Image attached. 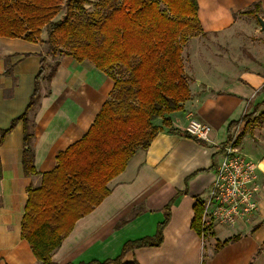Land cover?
<instances>
[{
  "label": "crops",
  "instance_id": "1",
  "mask_svg": "<svg viewBox=\"0 0 264 264\" xmlns=\"http://www.w3.org/2000/svg\"><path fill=\"white\" fill-rule=\"evenodd\" d=\"M197 2L204 35L222 34L224 30L230 37L241 34L239 28L233 27L247 16L240 11L254 2L260 3L258 15L264 13V0ZM252 30L243 34L247 42L264 43V37ZM252 35L257 40L248 38ZM46 41V27L37 41L0 35V129L7 128L24 111L40 61L45 58L46 67L49 60ZM219 48L212 50L221 55ZM240 48V55L247 52L248 62L239 64L227 59L228 55L225 60L211 62L205 56L208 63L190 65V69L195 68L191 73L186 72L181 55L190 95L180 109L165 116L172 127L184 130L189 114H193L211 126L210 140L200 142L170 132L162 117L156 118L154 124L162 129L147 147L135 148L123 170L106 183L109 193L74 222L52 252L53 264L116 256L126 240L152 235L169 203L161 244L130 249L122 262L136 259L139 264H264V116H258L251 126L242 121L234 128L236 144L256 163L257 210L247 222L232 226L209 223L203 237L191 227L194 205L203 204L222 158L219 145L227 139L228 124L264 99V62L243 44ZM55 61L54 74L48 81L41 80L39 102L29 112L33 131L29 146L35 172L24 170L26 147L21 120L0 142V264H40L21 236L28 189L39 186L42 173L55 167L57 154L88 131L113 88V79L88 60L77 61L60 54ZM263 109L261 103L258 111ZM234 235H239L237 240L216 249L217 242Z\"/></svg>",
  "mask_w": 264,
  "mask_h": 264
},
{
  "label": "trees",
  "instance_id": "2",
  "mask_svg": "<svg viewBox=\"0 0 264 264\" xmlns=\"http://www.w3.org/2000/svg\"><path fill=\"white\" fill-rule=\"evenodd\" d=\"M83 0H0V35L40 39L47 29V42L53 51L54 41L64 42L61 54L77 61L88 60L113 79V88L88 131L56 156V165L42 173L40 185L28 189L21 220V236L29 243L40 264H53L52 252L72 229L74 222L88 213L108 193L106 183L123 170L136 147H147L162 129L154 120L162 117L169 131L189 136L171 126L165 115L178 110L189 98L187 77L182 65V43L202 33L197 0H97L96 7L83 17L73 15L74 2ZM164 5V8L160 7ZM65 8L64 15L54 19ZM259 2L240 11L257 16ZM40 61L34 77L33 91L24 111L0 129V142L14 124L23 122V166L35 172L29 146L33 137L29 112L38 104L41 80H50L57 66ZM264 93V83L261 86ZM261 101L248 113L231 121L227 127L229 142L234 128L242 121L254 124L264 109ZM237 141V138H236ZM203 142V141H200ZM169 206L164 219L152 235L126 240L120 252L104 260L69 264H139L136 259L122 262L124 254L141 246H157L169 219ZM202 202L194 205L191 227L200 233ZM234 235L216 243V249L237 240Z\"/></svg>",
  "mask_w": 264,
  "mask_h": 264
},
{
  "label": "built area",
  "instance_id": "3",
  "mask_svg": "<svg viewBox=\"0 0 264 264\" xmlns=\"http://www.w3.org/2000/svg\"><path fill=\"white\" fill-rule=\"evenodd\" d=\"M211 126L189 114L184 131L191 137L207 142ZM222 158L217 164L215 177L203 201L202 227L209 223L232 226L247 222L258 207L256 163L246 157L236 144V136L219 145ZM201 237L205 231H201Z\"/></svg>",
  "mask_w": 264,
  "mask_h": 264
},
{
  "label": "rangeland",
  "instance_id": "4",
  "mask_svg": "<svg viewBox=\"0 0 264 264\" xmlns=\"http://www.w3.org/2000/svg\"><path fill=\"white\" fill-rule=\"evenodd\" d=\"M115 3L119 2V0H112ZM97 0H83V2H74L72 13L73 15H80L83 17L87 13L91 12L96 7ZM161 8H164L163 4H160ZM65 13V8L62 6L60 12L56 15L55 19L61 18ZM258 17H261L264 21V13L262 15H247L242 16L241 20L235 25V27L241 32L239 35H234L232 37L226 35L225 30L222 32V34H215L212 33V35H204L201 32H197L196 34L190 36L185 43H182V49L181 55H183V64L185 67V70L187 73H191V71L197 67L200 63H208V59L205 56L210 57L211 62L219 61L217 60L220 58L221 60H225L224 56L228 55L227 59L234 60L235 62L239 63L242 61L249 60L247 52L244 53V55H240L238 51H241L242 48L240 46L243 44L245 47L248 48V50L252 51L256 56L259 58H262V61L264 62V43H260L258 45L251 44L250 42H247V40L243 37L244 33H250L252 30L253 34L257 33L259 35H262L264 37V29L261 28ZM232 30V29H230ZM47 31V29H46ZM243 31V32H242ZM248 38L254 40H257L256 36H248ZM47 43V53L46 57H48V64L51 65L54 63V59L60 55V51L65 49L64 42H58L57 40L54 41L55 44H52L53 51L51 52V46ZM240 43V44H239ZM219 44L221 45V48ZM227 49L225 51V46ZM239 44V46H238ZM216 47V49H220L221 55L216 54L212 48ZM239 47V48H238ZM203 49H206L207 51H203ZM211 49V50H210ZM218 52V51H217ZM182 57V56H181ZM207 61H206V60ZM255 61V60H254ZM240 64V63H239ZM190 65H194L193 69H190ZM209 67H212L211 64H209Z\"/></svg>",
  "mask_w": 264,
  "mask_h": 264
},
{
  "label": "water",
  "instance_id": "5",
  "mask_svg": "<svg viewBox=\"0 0 264 264\" xmlns=\"http://www.w3.org/2000/svg\"><path fill=\"white\" fill-rule=\"evenodd\" d=\"M258 21H259V24L261 26L262 29H264V21L261 17H258Z\"/></svg>",
  "mask_w": 264,
  "mask_h": 264
}]
</instances>
